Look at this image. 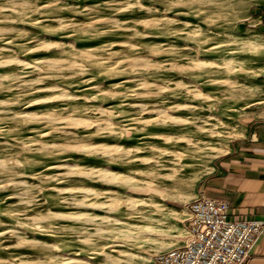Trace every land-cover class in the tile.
<instances>
[{"label": "rangeland", "instance_id": "obj_1", "mask_svg": "<svg viewBox=\"0 0 264 264\" xmlns=\"http://www.w3.org/2000/svg\"><path fill=\"white\" fill-rule=\"evenodd\" d=\"M249 3L0 0V264H151L185 242L264 108Z\"/></svg>", "mask_w": 264, "mask_h": 264}, {"label": "crops", "instance_id": "obj_2", "mask_svg": "<svg viewBox=\"0 0 264 264\" xmlns=\"http://www.w3.org/2000/svg\"><path fill=\"white\" fill-rule=\"evenodd\" d=\"M238 26L264 39V0H250ZM245 123L243 134L215 162L200 190L227 201L230 219L264 220V108L252 110ZM245 264H264V235Z\"/></svg>", "mask_w": 264, "mask_h": 264}, {"label": "built area", "instance_id": "obj_3", "mask_svg": "<svg viewBox=\"0 0 264 264\" xmlns=\"http://www.w3.org/2000/svg\"><path fill=\"white\" fill-rule=\"evenodd\" d=\"M188 237L151 264H245L264 235V220L229 218L227 201L199 190L184 219Z\"/></svg>", "mask_w": 264, "mask_h": 264}, {"label": "bare ground", "instance_id": "obj_4", "mask_svg": "<svg viewBox=\"0 0 264 264\" xmlns=\"http://www.w3.org/2000/svg\"><path fill=\"white\" fill-rule=\"evenodd\" d=\"M68 262H72V261H68Z\"/></svg>", "mask_w": 264, "mask_h": 264}]
</instances>
